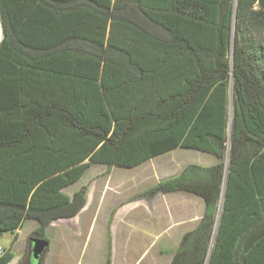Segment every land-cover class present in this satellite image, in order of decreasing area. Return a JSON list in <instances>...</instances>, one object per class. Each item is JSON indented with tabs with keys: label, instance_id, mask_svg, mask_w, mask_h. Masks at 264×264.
Wrapping results in <instances>:
<instances>
[{
	"label": "trees",
	"instance_id": "1",
	"mask_svg": "<svg viewBox=\"0 0 264 264\" xmlns=\"http://www.w3.org/2000/svg\"><path fill=\"white\" fill-rule=\"evenodd\" d=\"M0 19V235L50 242L94 164L197 150L218 161L146 192L205 202L171 264H264V0H0Z\"/></svg>",
	"mask_w": 264,
	"mask_h": 264
},
{
	"label": "rangeland",
	"instance_id": "2",
	"mask_svg": "<svg viewBox=\"0 0 264 264\" xmlns=\"http://www.w3.org/2000/svg\"><path fill=\"white\" fill-rule=\"evenodd\" d=\"M174 151L149 160L138 169L94 164L78 183L66 188L65 192L71 195L87 185L90 204L76 218L61 219L51 224L47 232L50 248L44 255L43 264H75L78 260L84 264H107L108 258L111 264H171L187 232V199L183 200V205L173 208L176 211L175 222L144 221L138 223L137 228L134 222H117L114 225L115 222L109 218L124 204L137 198L146 199L145 193L149 188L159 180L179 174L187 165L200 163L210 166L218 161L214 155L202 151ZM183 195L187 197V193ZM193 208L198 210L197 205ZM197 212L201 214V209ZM173 223L176 224L175 230L168 231L167 226ZM32 225L34 222L24 225L13 247L18 263L24 260L29 248L32 250L28 243ZM164 227L166 231L162 232ZM3 235L0 245L11 246L14 234L8 232Z\"/></svg>",
	"mask_w": 264,
	"mask_h": 264
},
{
	"label": "crops",
	"instance_id": "3",
	"mask_svg": "<svg viewBox=\"0 0 264 264\" xmlns=\"http://www.w3.org/2000/svg\"><path fill=\"white\" fill-rule=\"evenodd\" d=\"M255 9H258V5L255 6ZM173 152H175V151H173ZM150 161H148V162H150ZM146 163H144V164H146ZM144 164H142V165H144ZM191 164H195V163H191ZM142 165L135 167V168L138 169ZM198 165H203V164L199 163ZM171 177H173V176H171ZM171 177H167L165 179H169ZM165 179H162V180H165ZM162 180H159L158 183ZM75 191H77V190H75ZM183 194H185V193L164 194L162 192H159V193H156L154 195H147L145 193V196H147L146 199L143 200L141 198H137V199L132 200L130 203L124 204L121 208L117 209L114 212V214H112V217H110L109 219H111V221L115 222L114 225L117 222H120V223L134 222L135 226L137 228H138L137 224L143 223L144 221H152V222L157 221V223H160V222L163 223L164 221L165 222H175V220L177 218H176V211L173 208L176 205H183L184 204L183 200L187 199V232L191 231V230L196 228L199 221L203 217L204 210H205V202L202 198L195 196L193 194L187 193V197H185ZM89 204H90V202H89V195H88L86 206L81 210V212L79 214H77V216L81 215V213L87 209ZM195 205L198 206V210L201 209V214L199 212H197L198 210L196 208L195 209L193 208V206H195ZM195 215H198L199 218H194ZM77 216H75L71 219H74ZM104 216L107 217L106 214H104ZM114 225H112V226H114ZM140 225H142V224H140ZM155 225H157V224H155ZM37 226H38V224L36 222H34V225H32L31 229L29 230V233H31L33 230H35L37 228ZM175 226H176V224L173 223V224H171V226H169V227L167 226V230L168 231H170V230L172 231V229L175 230ZM163 231L164 232L166 231L165 227L162 230V232ZM19 235H20V230L17 231V235H14V240H13L11 246L3 247L0 245V248L3 249L4 252L7 250H10V249L13 252V247L16 245V242L18 241ZM111 235H113L112 229H111ZM3 237H4V235L3 236L1 235L0 239L1 238L3 239ZM3 253H0V256ZM17 259H18V256L15 255V259L12 261L11 264H18ZM75 264H84V263L82 262V260H78ZM127 264H131V263H127ZM133 264H139V263L135 262Z\"/></svg>",
	"mask_w": 264,
	"mask_h": 264
},
{
	"label": "water",
	"instance_id": "4",
	"mask_svg": "<svg viewBox=\"0 0 264 264\" xmlns=\"http://www.w3.org/2000/svg\"><path fill=\"white\" fill-rule=\"evenodd\" d=\"M0 21H1V19H0ZM1 25H2V23H1ZM2 29H3V27H2ZM30 241L32 243V257L34 260H38L50 248L49 240L39 239V238H31Z\"/></svg>",
	"mask_w": 264,
	"mask_h": 264
},
{
	"label": "built area",
	"instance_id": "5",
	"mask_svg": "<svg viewBox=\"0 0 264 264\" xmlns=\"http://www.w3.org/2000/svg\"><path fill=\"white\" fill-rule=\"evenodd\" d=\"M0 24H1V21H0ZM1 27H2V25H1ZM2 38H3V29H2V37H1V39H0V43H1V41H2ZM3 252H4L3 249L0 248V253H3Z\"/></svg>",
	"mask_w": 264,
	"mask_h": 264
},
{
	"label": "bare ground",
	"instance_id": "6",
	"mask_svg": "<svg viewBox=\"0 0 264 264\" xmlns=\"http://www.w3.org/2000/svg\"><path fill=\"white\" fill-rule=\"evenodd\" d=\"M2 37V27H1V24H0V39Z\"/></svg>",
	"mask_w": 264,
	"mask_h": 264
},
{
	"label": "flooded vegetation",
	"instance_id": "7",
	"mask_svg": "<svg viewBox=\"0 0 264 264\" xmlns=\"http://www.w3.org/2000/svg\"><path fill=\"white\" fill-rule=\"evenodd\" d=\"M31 248H32V243H31Z\"/></svg>",
	"mask_w": 264,
	"mask_h": 264
}]
</instances>
